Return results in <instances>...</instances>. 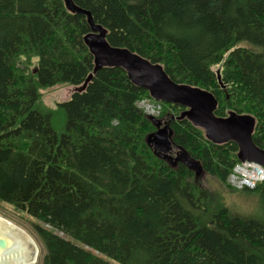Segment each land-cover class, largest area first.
Masks as SVG:
<instances>
[{
    "label": "trees",
    "instance_id": "16d2710c",
    "mask_svg": "<svg viewBox=\"0 0 264 264\" xmlns=\"http://www.w3.org/2000/svg\"><path fill=\"white\" fill-rule=\"evenodd\" d=\"M69 1L110 45L214 94L216 116H252L264 150V0ZM89 31L65 0H0V203L35 219L40 264H264V221L211 206L192 169L153 153L137 106L151 97L95 63ZM57 84L74 89L51 108L40 90ZM159 103L174 147L227 185L236 143L210 142L184 107ZM241 190L264 203V181Z\"/></svg>",
    "mask_w": 264,
    "mask_h": 264
},
{
    "label": "water",
    "instance_id": "95a60500",
    "mask_svg": "<svg viewBox=\"0 0 264 264\" xmlns=\"http://www.w3.org/2000/svg\"><path fill=\"white\" fill-rule=\"evenodd\" d=\"M67 9L72 12L86 14L90 31L83 36V41L89 52L93 55L97 65L120 66L129 80L136 86L147 90L149 96L155 101L178 104L184 107L180 117H185L192 125L203 130L207 140L214 144H223L228 141L235 142L238 151L237 158L240 162L253 161L264 167V150L253 144L252 132L255 120L249 114L229 113L225 117L214 114L217 100L211 92L183 83H177L169 78L162 66L152 64L142 56L128 48L110 45L106 39V31L100 25L93 23L88 11L80 9L69 0H65ZM219 79V74H217ZM156 130L146 135L145 142L153 153L165 160L171 167L178 162H183L197 175L201 166L191 159L186 150L176 147L182 153L173 158L171 150L172 130L160 127L161 120L148 117Z\"/></svg>",
    "mask_w": 264,
    "mask_h": 264
},
{
    "label": "rangeland",
    "instance_id": "374dc122",
    "mask_svg": "<svg viewBox=\"0 0 264 264\" xmlns=\"http://www.w3.org/2000/svg\"><path fill=\"white\" fill-rule=\"evenodd\" d=\"M36 61V58L32 60V63ZM214 70L217 69V65L213 67ZM74 86L70 84H57L51 88H46L40 90L42 93V102L48 107L53 108L56 103L64 102L69 99L71 93L73 92ZM137 106L141 111L148 117H155L161 120L160 127L166 126V118H158L161 112V105L152 98L142 97L141 100L137 102ZM156 130V127L154 131ZM153 131V132H154ZM150 132V133H153ZM148 133V134H150ZM147 134V135H148ZM182 152L176 147L171 150V155L173 158L180 156ZM165 161V160H164ZM243 162H253V161H243ZM242 163V162H241ZM256 163V162H253ZM196 180L198 183L207 190L209 194V204L211 206L221 204L226 207L231 215L238 217H252L264 221V203H261V197L259 193H248L241 189H235L230 185L227 178V185L220 183L216 178L202 169L198 171L196 175ZM230 186H229V185ZM0 216L10 220L17 226L24 229L35 241L38 248V254L41 256L44 252L42 244L38 241L35 231L32 228L33 218L21 212L20 210L14 209V207L6 204L0 203ZM33 219V220H32ZM60 235H62L60 233ZM74 244L82 246L79 241L70 239ZM114 264H118L114 260L106 258ZM35 264H40L37 260Z\"/></svg>",
    "mask_w": 264,
    "mask_h": 264
},
{
    "label": "bare ground",
    "instance_id": "6f19581e",
    "mask_svg": "<svg viewBox=\"0 0 264 264\" xmlns=\"http://www.w3.org/2000/svg\"><path fill=\"white\" fill-rule=\"evenodd\" d=\"M37 259L36 241L24 229L0 216V264H35Z\"/></svg>",
    "mask_w": 264,
    "mask_h": 264
},
{
    "label": "built area",
    "instance_id": "2783aa9c",
    "mask_svg": "<svg viewBox=\"0 0 264 264\" xmlns=\"http://www.w3.org/2000/svg\"><path fill=\"white\" fill-rule=\"evenodd\" d=\"M255 171V173H253ZM264 180V168L257 163L242 162L236 164L228 181L235 188H249L255 187V184Z\"/></svg>",
    "mask_w": 264,
    "mask_h": 264
}]
</instances>
